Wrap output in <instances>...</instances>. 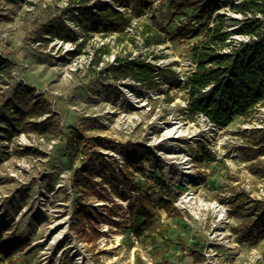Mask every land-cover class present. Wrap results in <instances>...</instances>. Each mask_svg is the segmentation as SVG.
Segmentation results:
<instances>
[{
	"label": "rangeland",
	"instance_id": "1",
	"mask_svg": "<svg viewBox=\"0 0 264 264\" xmlns=\"http://www.w3.org/2000/svg\"><path fill=\"white\" fill-rule=\"evenodd\" d=\"M70 1L0 0V57L14 64L10 74H4L9 87L0 85V115L22 82L35 89L36 99L42 97L41 102L51 107L52 121L60 128L55 139L30 132L16 134L11 141L0 130V249L13 250L9 257L0 250V264H194L190 247L203 253L204 261L198 264H264V239L253 244L243 239L244 220L231 215L234 195L230 190L236 187L264 202V178L251 172V162L242 155L243 148L254 144L250 133L264 130V106L250 117L238 116L222 126L203 113L204 119L202 112L187 111L189 94L179 80L188 72L193 46L214 27L215 12L228 17L233 46L238 38L248 36L239 32L238 21L244 16L233 9L244 0L210 3L212 16L199 19L191 35L190 28L179 26L173 17L181 14L178 4L184 0H142L148 5L139 18H133L140 26L130 32L129 25L123 41L117 33L92 32L76 42L65 40L61 46L55 41L58 37L44 35L42 29L59 20L71 7ZM197 1L189 0L187 20L192 19ZM103 4L127 14V0H92L84 8L90 14ZM256 17L264 22V16L258 13ZM63 21L73 33L77 21L70 17ZM156 36L162 42L152 48L147 39ZM120 55L159 66L153 85L143 83L138 89L130 77L115 81L111 70ZM127 115L134 118L128 122ZM45 117L28 121L41 122ZM190 124L199 130L196 139H173L171 127ZM73 127L89 137L107 139V147H96L110 163L103 169L107 178L88 174L85 164L90 159L101 170L102 165L93 153L88 159L81 157ZM155 139L160 143L153 147ZM128 142L145 145L162 161V173H154L147 162V173L137 176L144 195L157 208L158 201L166 198L182 213L173 219L161 211L155 218V225H167L164 240L141 221L137 223L141 235L133 230L128 205L138 193L128 190L121 178ZM185 153L192 155V167L187 170L195 171L188 184L189 173L182 168L187 165L182 163ZM259 161L264 163V156ZM159 177L165 186H160ZM189 192L202 194L227 210L230 237L226 242L211 243L210 235L220 231L212 210L198 220L177 205ZM118 193L127 194L128 200ZM77 209L81 216L75 214ZM62 230H67L66 239L59 240Z\"/></svg>",
	"mask_w": 264,
	"mask_h": 264
},
{
	"label": "trees",
	"instance_id": "2",
	"mask_svg": "<svg viewBox=\"0 0 264 264\" xmlns=\"http://www.w3.org/2000/svg\"><path fill=\"white\" fill-rule=\"evenodd\" d=\"M91 1L71 0V7L62 12L59 20L43 27V34L50 35L51 38L58 37L64 41H75L74 34L69 31L63 21V17H70L73 21H77L86 35L92 32H104L105 35L117 33L120 35V41H123L132 19L139 18L144 7L148 5L142 0H131L132 13L127 17V14L115 11L107 5L100 10L90 11L88 14L84 6ZM202 2L203 0H199L194 3L193 7L197 8L189 21L198 22L207 15L212 16L213 5ZM189 7H191L189 0L182 1L178 4L181 14L177 15L186 17L185 10ZM233 9L244 16L243 21H238L240 23L239 32L255 37L256 40L233 46V41L229 38L232 32L228 29L230 22L228 17L224 14H216L214 27L210 28L205 37L192 48V60L196 67L185 83L191 111L202 112L210 120L222 126L229 125L238 116L250 117L259 107L264 106V22L256 17L258 13L264 16V0H244L239 6H233ZM193 30L190 28L188 35L194 34ZM39 37L47 39L46 36ZM159 38L158 36L151 37L147 39V44L149 46L152 43L160 44L162 41ZM100 50L102 49L98 51L102 52ZM98 51L95 54L96 64L101 60ZM13 65L11 60H3L0 57V85L9 87L4 74H10ZM111 72L113 79L117 82L130 77L134 81L152 86L155 79L154 70L150 64L145 63V60H131L130 55L118 56ZM169 73L175 74L173 71ZM209 87H211L210 90L205 91ZM35 93V89H30L19 82L14 88L13 95L3 105L2 116L0 115V123L3 127L0 130L6 133L5 138L8 141H11L16 134L30 132L53 139L59 136L60 128L52 121L55 114L50 106L41 102L42 97L35 98ZM42 117L45 119L41 122L30 123L28 121ZM72 130L80 146L81 157L88 159L93 153L96 162H101L102 170L93 159L86 162L85 169L88 174L90 176L97 174L107 178V173L103 169H106L110 163L102 159V154L96 148L107 147L109 144L107 139L101 136L89 137L81 128L73 127ZM250 136L254 144L243 148L242 155L246 161L251 162V172L259 178H264V163L259 161V158L264 156V130H253ZM112 147L115 148L114 145ZM125 149L128 160L121 178L128 190H135L138 193V196L131 199L128 205L133 220V230L138 237L141 235L140 226L137 225L141 221V224L150 228L151 231H158L164 240L166 237L163 233L167 225H155V218L161 215V211L173 219L181 218L182 213L166 198L158 201V209L150 197L144 195L137 178L138 175L147 173L145 168L147 162L152 164L154 173H162V161L153 150L140 143L128 142L125 144ZM19 155L22 156L24 153L21 152ZM162 180L161 177L157 178L160 186H165ZM230 190L234 195L231 202V215L244 220L242 223L243 239L251 244L261 241L264 239V202L252 199L250 194L236 187L232 186ZM118 194L122 199L128 200L127 194ZM75 214L81 216V211L77 209ZM0 250L8 257L13 254V250ZM189 255L194 257V264L204 261L203 253L196 247H190Z\"/></svg>",
	"mask_w": 264,
	"mask_h": 264
},
{
	"label": "bare ground",
	"instance_id": "3",
	"mask_svg": "<svg viewBox=\"0 0 264 264\" xmlns=\"http://www.w3.org/2000/svg\"><path fill=\"white\" fill-rule=\"evenodd\" d=\"M134 117L132 115H127V121H131ZM187 130V131H186ZM173 131H175V134L173 135ZM185 131L187 132L185 134ZM169 132H171V134L173 135V139H179V140H183L186 141L188 139H192V138H197L199 135V130L192 124H190V126L186 127V126H180V127H171ZM171 135V136H172ZM169 136V137H171ZM161 141V140H160ZM160 142L155 139L152 143L153 147H156ZM222 144V142H221ZM184 154V153H183ZM188 159V158H186ZM188 164V163H186ZM191 165H185L182 168H186V171L189 173L188 175H186L185 181L190 182L191 180H193V176L195 174V171L192 170H187L190 168ZM177 205L183 209V210H187L190 213H192L193 215H195V217L198 220H202L205 219L204 214L206 211L212 210L215 216V220L218 222L217 228L220 230L219 232H214V234L210 235V240L211 243H214L216 240L217 241H222V242H226V240L230 237V232L228 231V228L226 226V222H227V214H226V210L225 208L219 203H217L216 201H207L204 196L202 194H194L192 192H189L187 194V196L181 198V200L178 201ZM62 223L58 224L57 226H60ZM56 226V227H57ZM67 230H62L58 236L59 240L61 239H66V236L64 237V234ZM116 238L119 240L121 238L120 235L116 236ZM71 241H73L71 239ZM76 247V245H75ZM77 248V247H76Z\"/></svg>",
	"mask_w": 264,
	"mask_h": 264
},
{
	"label": "built area",
	"instance_id": "4",
	"mask_svg": "<svg viewBox=\"0 0 264 264\" xmlns=\"http://www.w3.org/2000/svg\"><path fill=\"white\" fill-rule=\"evenodd\" d=\"M130 0H127V17H129V16H131V13H132V6H131V4H130ZM204 2H206V3H214V4H218V5H220V1L218 2V1H216V0H204ZM101 4V3H100ZM151 4V3H150ZM99 5V4H98ZM105 4H103V5H101L100 6V8H102L103 6H104ZM85 9V8H84ZM100 10V9H99ZM96 11V10H95ZM117 11L118 12H121V13H124L123 11L124 10H120V9H117ZM86 12H87V10H86ZM218 13H220V12H216L215 13V15L216 14H218ZM125 14V13H124ZM175 19H176V22L178 23V25L179 26H181V27H183V28H191V29H195L196 27V25L198 24V22L197 21H189V20H187L185 17H182V16H179V15H175V16H173ZM74 25V32L73 33H75L74 35H75V41L74 42H76V38H78V40H82L83 39V37L84 36H86V33L83 31V29L79 26V25H76V24H73ZM140 26V23H139V21L138 20H136V19H132V21H131V24H130V28H128V30L130 31V32H133L136 28H138ZM78 27H80L81 28V30H79V28ZM230 40V39H229ZM238 40V42H237V44L239 45L240 43H244V44H246V43H249V42H251V41H253V40H256V38L255 37H252V36H246V37H242V38H238L237 39ZM55 41L56 42H58L61 46L63 45V42H65L64 40H60V39H55ZM141 42L142 43H144V40H142L141 39ZM160 44H155V43H153V45H152V48H154V47H157V46H159ZM130 59L131 60H133V58H131L130 57ZM114 60V59H113ZM112 60V61H113ZM140 59H138V61H139ZM142 60H144V59H142ZM145 63H147V64H149L148 63V61H145ZM187 65V67H188V72L185 74V75H182V77H181V79H179L182 83H183V85H185V83L188 81V79L190 78V76L192 75V73L194 72V70H195V67H196V65L194 64V62L192 61V60H189V62L186 64ZM152 66V65H151ZM153 67V70H154V75H155V77H156V75L157 74H159L160 73V69H159V66H156L155 67V65H153L152 66ZM133 84H135L137 87H138V89H140V88H142L143 87V83L142 82H138V81H133ZM210 88L211 87H209V88H207L205 91H208V90H210ZM138 89L136 88V90L138 91ZM185 107L187 108V111H190L191 110V107H190V105H189V103L187 102V104L185 105ZM260 108V107H259ZM200 115L202 116V117H204V119H206V116L203 114V113H200ZM247 129H249V130H251L249 127L247 128ZM185 155H186V157L183 159V161H182V163H188L187 165H191L190 166V168L192 167V160H191V157H192V155H188V154H186L185 153ZM186 158H188V159H186ZM219 204V203H218ZM226 210V209H225ZM228 212H227V210H226V214H227Z\"/></svg>",
	"mask_w": 264,
	"mask_h": 264
}]
</instances>
